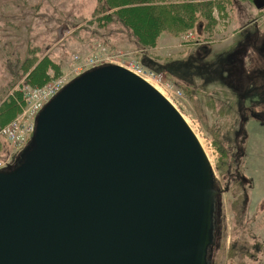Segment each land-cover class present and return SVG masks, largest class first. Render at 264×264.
Instances as JSON below:
<instances>
[{
  "label": "water",
  "instance_id": "water-1",
  "mask_svg": "<svg viewBox=\"0 0 264 264\" xmlns=\"http://www.w3.org/2000/svg\"><path fill=\"white\" fill-rule=\"evenodd\" d=\"M219 193L176 109L98 66L44 105L0 170V264H211Z\"/></svg>",
  "mask_w": 264,
  "mask_h": 264
},
{
  "label": "rangeland",
  "instance_id": "rangeland-1",
  "mask_svg": "<svg viewBox=\"0 0 264 264\" xmlns=\"http://www.w3.org/2000/svg\"><path fill=\"white\" fill-rule=\"evenodd\" d=\"M252 1L196 0L200 9L191 26L166 28L156 44L146 46L132 31L143 28L138 23L145 25L144 14L127 16L129 26L115 18L104 24L96 12L101 0H0V107L12 100L17 111L0 124V168L20 158L31 137L32 111L60 85L104 62L136 65L154 75L180 107L217 185L223 188L228 182L221 196V238L213 264H264V124L250 114L264 109V97L256 92L259 85L250 76L252 33L255 28L264 33V7L258 9ZM236 57L243 64L237 67L244 68L240 79L230 74ZM30 59L49 60L56 72L47 69L45 82L28 85L26 78L34 69L26 68ZM20 115L23 144L6 132ZM243 117L247 120L241 123ZM239 138L244 154L235 162ZM238 174L240 181L231 180Z\"/></svg>",
  "mask_w": 264,
  "mask_h": 264
},
{
  "label": "trees",
  "instance_id": "trees-1",
  "mask_svg": "<svg viewBox=\"0 0 264 264\" xmlns=\"http://www.w3.org/2000/svg\"><path fill=\"white\" fill-rule=\"evenodd\" d=\"M101 2L102 5L100 10H96L97 15H101L99 17L100 21H97L103 22L104 24L112 23L113 20L117 19L116 21L121 25H124V22L128 25L125 19L127 16L137 18L138 15L144 14V18L147 20L143 22L145 25H141V21L138 23L143 28L137 29L136 27H132V31L141 39L142 44L146 46L156 44L160 31L166 28H173V26L176 25H181L183 28L191 26L196 18V16H194L195 13L200 9L198 7L199 4L195 3L196 0L194 2L190 0H101ZM148 2L152 3V5ZM203 4L200 3L202 6ZM208 5L213 6L211 3ZM211 9L212 7L209 8L208 15ZM157 18L162 20V23H157ZM29 62L31 64H27L26 68L33 67L34 69L26 78V83L28 85L40 86L45 82L50 72L47 69L56 72L55 65L49 60L40 59V61L37 62L36 59L34 62V60L30 59ZM27 72L28 71H26V73ZM15 95L19 96L18 93H15ZM0 108V124L11 120V117L17 112L12 100H8V102Z\"/></svg>",
  "mask_w": 264,
  "mask_h": 264
},
{
  "label": "flooded vegetation",
  "instance_id": "flooded-vegetation-1",
  "mask_svg": "<svg viewBox=\"0 0 264 264\" xmlns=\"http://www.w3.org/2000/svg\"><path fill=\"white\" fill-rule=\"evenodd\" d=\"M254 27H255V25H254ZM256 32H257V34H256ZM251 46H252V52H254L252 55V58H251V63L254 67L252 74L250 75L251 80L254 84L259 85V88L256 92L260 93L262 95V97H264V33H260L257 28H255L253 30ZM203 49L206 51V47H203ZM243 52L244 51H242V53ZM196 54L198 55L199 52H197ZM202 55H203V52H202ZM201 56L199 54V57H201ZM239 57H242V56H240V54H239ZM237 63L239 65L242 64V61L238 57H236V61H235L234 65L230 68V74L233 77H235V78L238 77V79H240V76L244 72V68L243 67L238 68ZM222 74H223V72H220L221 76H222ZM253 87L255 89L256 86H253ZM252 111L253 110L250 111V114L252 116L254 115L255 117H251V118H253L254 120L259 121V122L264 124V109L260 110V111L256 110V112L253 111V113H252ZM245 116H247L246 113H245ZM246 120H247V118L243 117L242 119H240V122L242 123L243 121L245 122ZM240 126L242 127V125H239V127ZM240 141H241V138L237 139L235 147H234L232 160L235 162L239 161L240 160L239 156L243 157V154H244L243 146L240 143ZM235 174H236V172H235ZM230 178L234 182L235 181L237 182V181L241 180V175L240 174H238L237 176L234 175ZM227 184H228V182H225V184L223 186V189H224L223 191H226V190L228 191V188L226 187ZM223 194H224V192H223ZM221 196H222V194H221ZM220 200H221V198H220ZM222 215H223V210H222V203H221V205H220V219H221ZM220 223H221V221H220ZM219 227H220V224H219ZM219 237L221 238L220 233L217 235V237L215 239L217 240V239H219ZM212 249H213V247L209 248V251H212ZM210 256H212V259H213L215 256V252L213 254L210 252Z\"/></svg>",
  "mask_w": 264,
  "mask_h": 264
},
{
  "label": "built area",
  "instance_id": "built-area-1",
  "mask_svg": "<svg viewBox=\"0 0 264 264\" xmlns=\"http://www.w3.org/2000/svg\"><path fill=\"white\" fill-rule=\"evenodd\" d=\"M110 63H116V62H113V61H110ZM117 64H120V63H117ZM121 66H124L125 68H127L128 70H130L131 72H133L135 75H137V76H139V77H141V78H143V79H145V80H147V81H150V80H152L153 82H151V83H153L155 86H157L155 83H157L159 86H161L162 87V85L161 84H159L158 82H156L154 79H153V77H154V75H148L147 73V71H144L143 69H141L140 67H138V66H136V65H132V64H120ZM66 83V82H65ZM64 83V84H65ZM64 84H62V85H60L59 86V88L56 90V91H54L51 95H50V97L51 96H53L60 88H62V86L64 85ZM163 88V87H162ZM161 89V88H160ZM164 89V88H163ZM162 90V89H161ZM165 90V89H164ZM38 91V90H37ZM163 91V90H162ZM164 92V91H163ZM49 97V98H50ZM171 97V96H170ZM48 98V99H49ZM47 99V100H48ZM46 100V101H47ZM45 101V102H46ZM45 102L43 103V104H41V105H39V107L35 110V111H32V123H31V125H30V133H32L33 132V129H34V125H33V123H34V120H33V116L35 117L36 116V114H37V112L42 108V106L45 104ZM25 111H26V109H25ZM24 111V112H25ZM24 114V113H23ZM22 115H20V116H18L16 119H15V122L11 125V126H9L7 129H6V132L8 133V132H10L12 135H14L15 137H17V139H16V141L17 142H22V144L25 142V138H24V136L22 135H20V127L22 126V117H21ZM24 116V115H23ZM3 132H5V129L3 130ZM15 141V140H14ZM1 169V168H0Z\"/></svg>",
  "mask_w": 264,
  "mask_h": 264
},
{
  "label": "bare ground",
  "instance_id": "bare-ground-1",
  "mask_svg": "<svg viewBox=\"0 0 264 264\" xmlns=\"http://www.w3.org/2000/svg\"><path fill=\"white\" fill-rule=\"evenodd\" d=\"M151 82H153L152 80H150ZM159 88H161L163 91H164V93L167 95V93H166V91L161 87V86H159L157 83H155ZM168 96V95H167ZM172 101H173V99L170 97V96H168ZM174 102V101H173ZM34 116H33V120H34ZM33 125H34V123H33Z\"/></svg>",
  "mask_w": 264,
  "mask_h": 264
}]
</instances>
